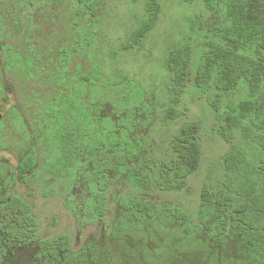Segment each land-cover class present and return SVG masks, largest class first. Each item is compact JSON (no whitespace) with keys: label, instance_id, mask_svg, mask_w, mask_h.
Listing matches in <instances>:
<instances>
[{"label":"trees","instance_id":"trees-1","mask_svg":"<svg viewBox=\"0 0 264 264\" xmlns=\"http://www.w3.org/2000/svg\"><path fill=\"white\" fill-rule=\"evenodd\" d=\"M5 0H0V2ZM18 13L29 11L45 0H14ZM139 12L134 26L123 38L111 44L98 24L99 0H77L75 5L85 24L72 28L70 49L57 53L55 73L46 80L62 88L39 113L36 122L47 148L40 154L41 167L50 176L75 177L84 163H93L95 171L87 185L88 196L82 204L68 199L65 207L77 222L99 223L107 213L110 178L114 168L127 183L138 189L179 192L197 171L201 149L199 126H180L159 150L143 152L142 144L130 132L136 122L133 113L147 107L144 92L119 65L124 54L139 52L156 29L163 6L161 0H130ZM198 2L206 10L217 12L222 22L214 37H206L195 69L194 84L224 122L222 136L229 151L221 162L220 177L204 184L196 222L180 210L173 215L183 222V235H191L209 224L211 239L223 244L239 239L252 264H264V0H179ZM201 29V17L191 19L190 30ZM105 44L107 49L102 45ZM0 21V50L3 63L10 71L24 76L35 73L32 57L10 45ZM194 47L189 40L171 42L161 62L168 82L161 120L168 124L180 117L177 109L185 92ZM74 56L84 57L91 65L87 74L78 72L71 81L68 64ZM98 101L109 102L118 112L116 121L100 118ZM127 116L122 117V114ZM38 155L31 152L18 164L19 176L30 173ZM112 161H114L112 163ZM4 172L0 163V188ZM45 192L44 196L52 194ZM127 212L150 216L151 208L143 202L125 199ZM39 223L32 206L12 195L0 202V247L2 250L37 245L35 258L45 257L55 264L68 254V234L41 240ZM1 250V251H2Z\"/></svg>","mask_w":264,"mask_h":264},{"label":"rangeland","instance_id":"rangeland-1","mask_svg":"<svg viewBox=\"0 0 264 264\" xmlns=\"http://www.w3.org/2000/svg\"><path fill=\"white\" fill-rule=\"evenodd\" d=\"M161 2L163 13L144 48L120 58L119 66L139 84L148 104L131 114L136 124L130 135L142 144L143 152L159 150L180 126L196 123L201 149L199 168L179 192L138 189L114 168L108 170L111 185L107 213L99 223L77 222L65 207L68 199L73 204H82L88 196L87 185L95 165L83 164L82 159L75 177L62 178L47 175L39 157L48 146L39 131L37 114L62 90L46 80L56 71L59 49H70L74 24H85L75 5L77 0H45L23 13L13 8L14 0L0 2V21L8 33L4 44L32 57L35 64L32 76L10 71L5 68L0 50V163L4 172L0 202L12 195L27 201L39 223L37 237L41 240L62 234L70 236L68 254L55 264H252L239 239L229 238L218 244L210 237L209 224L191 235H183V222L173 215L175 210H180L192 223L196 222L201 189L220 177L221 162L229 151V144L222 136L223 120L210 107L209 95L199 92L194 84L204 39L216 35L222 17L198 2ZM195 15L201 17L203 26L197 32L198 27L190 30ZM138 17L139 12L130 0H99L98 24L111 44L120 41ZM189 38L194 54L186 89L177 106L180 117L166 125L161 117L164 106L168 105V79L161 62L171 42ZM102 45L107 49L103 39ZM90 68L84 57L74 56L68 64L71 81L78 72L87 74ZM94 105L100 118L118 120V112L109 102L98 101ZM31 152L38 155L36 167L19 176L18 164ZM49 191L53 193L44 196ZM125 199L146 203L151 215L127 212L122 205ZM39 252L35 244L8 249L0 264H48L44 256L35 258Z\"/></svg>","mask_w":264,"mask_h":264},{"label":"flooded vegetation","instance_id":"flooded-vegetation-1","mask_svg":"<svg viewBox=\"0 0 264 264\" xmlns=\"http://www.w3.org/2000/svg\"><path fill=\"white\" fill-rule=\"evenodd\" d=\"M6 251H7V250H2V251L0 252V258H4V257H5V255H6Z\"/></svg>","mask_w":264,"mask_h":264}]
</instances>
